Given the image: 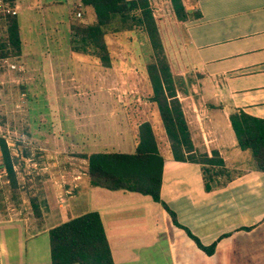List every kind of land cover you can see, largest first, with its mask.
<instances>
[{"label":"crops","instance_id":"0c3cea01","mask_svg":"<svg viewBox=\"0 0 264 264\" xmlns=\"http://www.w3.org/2000/svg\"><path fill=\"white\" fill-rule=\"evenodd\" d=\"M69 1L61 4L66 5V16L71 14L70 7L79 5V0ZM11 2L16 4L15 0ZM148 2L151 6L150 0ZM181 2L187 13L199 14L188 15L178 25L182 44L174 65L177 69L172 71L176 97L181 104L192 145L197 144L199 138L202 150L208 155L215 149L229 175L226 178L219 174V183L211 181V187L205 189L200 164L194 160L175 158L171 154L161 124L163 142L161 145L156 143L162 156L158 195L173 210L176 220L196 235L202 244L216 240L213 251L206 254L183 228L171 222L169 214L159 201L138 191L93 185L109 190L97 192L115 199L116 205H104L102 210L94 206L70 215L69 204L80 201L77 194H86L91 190L86 165H83L86 172L70 185H75L71 192L66 194L63 191V195L60 194L61 202L56 199L57 209H51L49 216L54 219L59 216L69 218L96 210L113 264H118L114 250L120 259L132 246H137L139 251L133 250L135 257H131V261H135V264L140 261L145 263L150 257V245L162 248L161 252L166 256L168 264H264V171L251 167L250 152L248 149L245 152V149L237 145L228 118L235 108L256 117H264V0ZM59 4L55 0H35L36 13L41 19L52 15L54 22ZM157 9L158 6L152 5L153 15ZM79 10L84 14L86 22L94 20L90 6H79ZM54 61L63 66L66 64L59 61L57 56ZM102 98L101 95H96L94 100L102 101ZM92 112L88 117L93 122V128L100 129L98 126H103V122L99 120L103 113L97 110ZM113 112L114 118L105 124L110 125L112 131L119 134V138L124 129L129 132L133 129L137 133V126L142 121H148L155 135L158 122L154 116L148 119L145 115L143 120L132 122L126 121L121 111ZM81 124L75 125L80 127ZM86 124H89V120ZM132 141L134 149L135 140ZM119 142L122 143L123 139ZM105 144V148L101 150L125 151L122 150L124 148L113 149L123 145ZM191 151L194 152V148ZM183 154L186 155V152ZM82 159L86 160L84 157ZM68 199L69 203H66ZM152 202L158 204L160 223L158 218L152 220ZM139 217L144 226L147 224L156 229L154 242L145 244L144 241L132 239L130 232H124L125 228L131 229L134 220ZM106 225L112 227L115 233L107 234Z\"/></svg>","mask_w":264,"mask_h":264},{"label":"rangeland","instance_id":"374dc122","mask_svg":"<svg viewBox=\"0 0 264 264\" xmlns=\"http://www.w3.org/2000/svg\"><path fill=\"white\" fill-rule=\"evenodd\" d=\"M15 1L21 51L18 55L3 56L15 64L13 68L0 60V264H49L46 229L67 218L54 219L49 213L57 209L58 195L62 196L64 189L79 179L74 176L83 170V165L87 166V160L81 156L83 149L101 150L109 145L105 143H110L123 145L113 149L131 151L132 140L136 142L135 130L124 129L119 138L105 124L114 118L113 111H121L126 121L132 122L143 120L145 115L148 119L154 116L158 122L154 137L159 145L163 142V132L156 104L148 100L151 87L143 66L151 60V50L144 32L137 29L131 38L123 40L106 34L104 41L111 61L103 66L98 60L70 49L72 44L79 43L76 35L71 37L70 23L79 20L88 23L79 7H70L71 14L66 16V5L61 4L69 0H55L60 4L53 22L52 15L41 19L36 13L35 0ZM150 2L151 8L158 6L154 17L172 73L177 69L174 65L182 44L178 30L181 20L175 16L169 0ZM77 10L79 16L74 14ZM56 56L66 64L54 61ZM96 95H101L102 101L95 102ZM95 110L103 113L100 129L93 128L88 117ZM119 139H123V144ZM192 147L196 155L200 153L199 138ZM5 153L11 162L13 179L6 175L1 164ZM90 187L86 194H77L78 203L69 204L70 215L94 206L102 210L104 205H116L115 199L97 192L109 190ZM150 205L152 220L158 218L160 223L158 204ZM136 219L134 226L125 228L124 232H130L132 239L145 244L154 242L156 229L144 226L140 217ZM105 230L109 235L115 233L108 225ZM133 250L139 251L137 246H132L119 256L121 260L114 250L116 262L135 264L131 261L135 257ZM161 250L160 246L150 245V257L145 263L137 264H168Z\"/></svg>","mask_w":264,"mask_h":264},{"label":"trees","instance_id":"16d2710c","mask_svg":"<svg viewBox=\"0 0 264 264\" xmlns=\"http://www.w3.org/2000/svg\"><path fill=\"white\" fill-rule=\"evenodd\" d=\"M169 1L175 16L180 20L188 15L199 14L187 13L181 0ZM82 5L91 7L94 20L87 24L81 20L70 23L71 37L76 35L79 40V43L72 44L70 49L80 51L98 60L99 64L108 66L111 56L104 41L106 36L123 40L131 38L137 29L144 32L151 50V60L143 66L151 87L148 100L156 104L157 116L163 125L171 154L175 158L194 160L200 164L205 189L211 187V181L219 183V174L228 178L229 173L215 149H212L209 155L203 150L197 155L191 151L193 145L190 132L176 97L169 61L148 0H79L77 7ZM16 14L5 15L0 20V30L3 32V35H0V56L18 55L21 51ZM228 118L237 145L250 152L251 167L264 171V117H256L235 108ZM1 145H4L2 141ZM184 151L186 155L183 154ZM82 152L81 156L87 160L89 185L128 189L150 195L153 200L160 202L169 214L171 222L183 228L200 249L206 254L213 251L216 240L202 244L196 235L176 220L173 210L160 200L158 190L162 156L157 150L148 121H142L137 126V139L134 149L130 152ZM1 164L6 175L13 179L14 172L7 153L1 158ZM47 237L50 264H113L102 222L96 210L85 211L50 226L47 228Z\"/></svg>","mask_w":264,"mask_h":264},{"label":"built area","instance_id":"2783aa9c","mask_svg":"<svg viewBox=\"0 0 264 264\" xmlns=\"http://www.w3.org/2000/svg\"><path fill=\"white\" fill-rule=\"evenodd\" d=\"M17 12V5L13 4L10 0H0V19H2L3 17H5V15H13L16 14ZM76 16H79L80 12L77 10L74 13ZM0 35H3V32H1L0 30ZM0 60L6 62L8 67H15V64L13 62H8L6 57L0 56ZM84 172H86V168L82 171H80L79 174L75 175L74 178L78 179L80 177L81 174H83ZM75 185L73 184L72 186H70L69 188H65L64 189V193L69 194L71 192V188L74 187ZM57 201L61 202L62 201V197L60 195H58L57 197Z\"/></svg>","mask_w":264,"mask_h":264}]
</instances>
